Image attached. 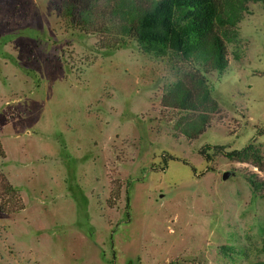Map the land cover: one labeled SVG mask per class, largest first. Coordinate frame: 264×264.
Returning a JSON list of instances; mask_svg holds the SVG:
<instances>
[{"label": "rangeland", "instance_id": "374dc122", "mask_svg": "<svg viewBox=\"0 0 264 264\" xmlns=\"http://www.w3.org/2000/svg\"><path fill=\"white\" fill-rule=\"evenodd\" d=\"M117 1L0 0V264L264 263L262 2L217 1L245 8L215 24L219 71L145 51L109 25ZM201 78L216 111L170 105L178 82L200 98ZM248 144L244 161L216 148Z\"/></svg>", "mask_w": 264, "mask_h": 264}, {"label": "trees", "instance_id": "16d2710c", "mask_svg": "<svg viewBox=\"0 0 264 264\" xmlns=\"http://www.w3.org/2000/svg\"><path fill=\"white\" fill-rule=\"evenodd\" d=\"M217 1L219 0H157L151 6H141L126 2V0H118L108 12L109 25L118 27L124 35L136 39L147 52L154 51L160 45L167 46L200 67L206 69L212 67L221 71L227 66V54L223 39L215 31V24L235 25L241 19L239 12L245 8L243 6L233 7L229 3L223 5L226 8H221ZM255 1L262 2L264 6V0ZM69 6L65 7V3L63 4V16L80 13L79 17L84 20L82 15H91L89 10L81 12ZM199 82L203 86L200 98L195 97L191 90L180 82L171 86L169 93L172 95V103L170 105L197 112L198 104L207 102L211 104L210 110L216 111L217 103L211 98L205 81L201 78ZM209 123L207 114L200 112L197 119L191 118L185 123L181 128L182 133L190 139H195L206 130ZM216 148L228 158L241 161L246 160L250 153H256L252 144L229 151L224 150L223 145L216 146ZM0 153H2L1 146ZM200 154L207 161L210 160L209 154L204 153L203 150ZM249 182L253 189L259 185L253 180ZM3 189L5 193H15V189L8 184L4 185ZM5 205L0 204V209L12 210V207Z\"/></svg>", "mask_w": 264, "mask_h": 264}, {"label": "water", "instance_id": "95a60500", "mask_svg": "<svg viewBox=\"0 0 264 264\" xmlns=\"http://www.w3.org/2000/svg\"><path fill=\"white\" fill-rule=\"evenodd\" d=\"M231 174H232V172H230V171H226V172H224V173L222 174V178H223V179H226V178H228Z\"/></svg>", "mask_w": 264, "mask_h": 264}]
</instances>
